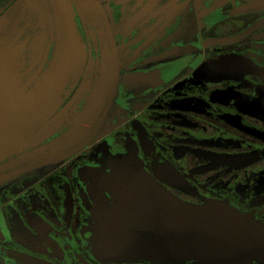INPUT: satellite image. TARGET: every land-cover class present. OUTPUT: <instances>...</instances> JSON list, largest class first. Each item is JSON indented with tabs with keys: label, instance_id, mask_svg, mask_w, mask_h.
Instances as JSON below:
<instances>
[{
	"label": "flooded vegetation",
	"instance_id": "obj_1",
	"mask_svg": "<svg viewBox=\"0 0 264 264\" xmlns=\"http://www.w3.org/2000/svg\"><path fill=\"white\" fill-rule=\"evenodd\" d=\"M0 97V264H264L119 213L141 178L264 226V0H0Z\"/></svg>",
	"mask_w": 264,
	"mask_h": 264
},
{
	"label": "water",
	"instance_id": "obj_2",
	"mask_svg": "<svg viewBox=\"0 0 264 264\" xmlns=\"http://www.w3.org/2000/svg\"><path fill=\"white\" fill-rule=\"evenodd\" d=\"M1 102L0 97V149L7 133L6 125L1 123L5 118ZM131 181L139 185L132 189L143 193L125 196L131 203L120 205L119 213L135 225L173 232L168 237L151 239L152 248L174 256L264 260V226L220 205L190 207L178 204L145 184L146 180ZM141 181L143 185L138 183Z\"/></svg>",
	"mask_w": 264,
	"mask_h": 264
}]
</instances>
